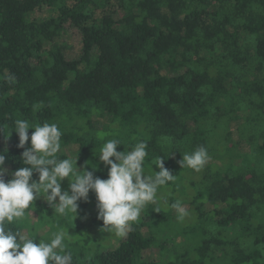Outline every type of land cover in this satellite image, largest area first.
<instances>
[{"label": "trees", "instance_id": "trees-1", "mask_svg": "<svg viewBox=\"0 0 264 264\" xmlns=\"http://www.w3.org/2000/svg\"><path fill=\"white\" fill-rule=\"evenodd\" d=\"M17 119L57 124V157L77 156L89 171L96 164L101 179L107 167L95 155L111 139L125 153L146 142L145 172L154 175L152 162L164 157L175 179L158 190L159 212L149 206L124 237L99 230L91 191L74 221L38 198L35 221L30 208L6 229L36 243L66 231L73 264H264V0H0V151L9 171L26 166L11 131ZM199 146L212 161L199 172L180 168ZM151 247L159 261L143 255Z\"/></svg>", "mask_w": 264, "mask_h": 264}, {"label": "clouds", "instance_id": "clouds-1", "mask_svg": "<svg viewBox=\"0 0 264 264\" xmlns=\"http://www.w3.org/2000/svg\"><path fill=\"white\" fill-rule=\"evenodd\" d=\"M30 128L33 131L29 135ZM13 130L18 135L16 146L23 149L19 160L26 166L9 171L5 167L6 151H0V264H73L72 253L67 251L65 243L71 237L66 231L61 229L52 233L49 241L36 243L35 236L6 229V223L24 218L26 210L32 208L38 198L46 201L59 217L71 214L74 221L79 207L77 202L87 201L91 191L96 198V218L102 221L99 230L124 237L140 219L142 211L153 206V210L159 212L154 206L158 190L175 179V174L165 168L164 157L152 162L151 165L159 169L153 171L151 167L154 175L145 172L148 152L144 141L127 153L117 151V146L121 145L119 140L105 142L99 155H95L107 167V178L101 179L94 176L96 164L85 161V165L90 164L92 168L89 171L83 165L77 167V156L74 160L57 157L62 136L57 124L30 125L27 120L17 119ZM0 134L3 135L2 130ZM26 144L29 146L25 147ZM208 159L207 149L199 146L191 153H184L178 164L180 168L199 172ZM34 173L36 179H33ZM5 175L9 177L7 180ZM65 178L69 181L68 190L62 191L61 182ZM171 207L179 221L188 215L178 201Z\"/></svg>", "mask_w": 264, "mask_h": 264}, {"label": "rangeland", "instance_id": "rangeland-1", "mask_svg": "<svg viewBox=\"0 0 264 264\" xmlns=\"http://www.w3.org/2000/svg\"><path fill=\"white\" fill-rule=\"evenodd\" d=\"M65 43H67L68 45L73 46V48H69V49H68V51H70V50L73 49V50L70 52L71 57H73L72 55L75 54V51H76L75 48H76L77 45H78V44H77V43H78V38H77V36L74 35V34H71V35L66 36V37H65ZM210 161H212V160H210V158H209L208 161H207V163L210 162ZM95 201H96V199H95ZM81 202H83V201H79V203H81ZM28 212H29V218H30V220H31V221H32V220L35 221V220H36V214H35V212H34L33 210H29ZM81 218H82V221H81V222H84L85 218H83L82 216H81ZM85 221H86V220H85ZM72 224L76 225V223H74V222H73ZM98 226L101 227V225H98ZM94 227H96V226H94ZM45 230H46V227H42L41 229H38V233H39V235H40V234H43V233L45 232ZM101 236H102V234H100V233H95V234L93 235L94 238H98V239H100ZM74 238H75V237H74ZM116 243H117V240H116V239H112V244L115 245ZM193 244H194L193 242L180 243L179 245H177V252H179V251H183V249H184L186 246H192ZM143 255L146 256L147 258L153 260V261H159V259H160L159 251H158L157 248H154V247H151V248H149V249L143 251ZM160 262H162V258H161Z\"/></svg>", "mask_w": 264, "mask_h": 264}]
</instances>
